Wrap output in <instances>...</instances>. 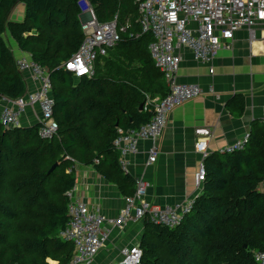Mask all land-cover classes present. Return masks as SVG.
I'll return each instance as SVG.
<instances>
[{
  "label": "trees",
  "instance_id": "16d2710c",
  "mask_svg": "<svg viewBox=\"0 0 264 264\" xmlns=\"http://www.w3.org/2000/svg\"><path fill=\"white\" fill-rule=\"evenodd\" d=\"M89 1L99 21L118 14L119 22L129 20L131 27L107 55L98 57L92 77L76 78L61 65L84 36L78 0H0V95L18 98L26 92L3 35L8 31L48 68L59 125L54 138L44 139L40 123L6 128L0 122V264H49V258L65 264L71 259L74 246L59 232L70 219L67 191L75 183V163H94L109 179L130 182L129 194L135 190L113 141L119 128L138 127L152 118L154 106L146 99L163 98L168 85L149 53L151 34L130 35L140 31L135 0ZM20 2L26 5L25 20H9ZM33 30L37 33L26 35ZM249 140L243 150L206 156L203 190L178 225L144 221L140 264H259L254 252L264 251V139Z\"/></svg>",
  "mask_w": 264,
  "mask_h": 264
},
{
  "label": "built area",
  "instance_id": "2783aa9c",
  "mask_svg": "<svg viewBox=\"0 0 264 264\" xmlns=\"http://www.w3.org/2000/svg\"><path fill=\"white\" fill-rule=\"evenodd\" d=\"M138 7L139 32H130L138 37L150 33L152 40L148 45L154 64L163 73L168 92L163 98L147 97L146 104L154 106L152 118L138 127L118 129L113 144L120 153L119 164L128 171V154L139 151L141 141L153 142L148 153V164L157 160V141L168 124L171 110L203 93L197 83H182L177 74L182 60V50L189 49L197 60L212 61L222 47L241 28H264V0H135ZM82 12L87 13L82 22L83 39L78 49L66 60L62 67L75 77H92L98 57L108 54V50L119 43L122 34L128 32L131 22H119L118 14L109 21H99L89 0H78ZM20 71L29 70L40 87L18 98L2 96L5 103L0 114V122L6 128L20 127V116L26 106L38 104L42 119L38 129L44 139H52L58 134L59 125L54 117V98L49 71L33 59H16ZM197 141L195 148L206 158L208 139L212 129L208 126L195 130ZM250 139L246 134L242 139L227 145L222 151L232 153L243 150ZM98 161V160H96ZM69 168L68 170H71ZM206 177L204 159L201 160L195 174V183L200 186ZM149 183L142 176L135 178L133 194L125 197V206L118 217L109 219L100 212L92 211L86 203L73 199V187L67 191L69 197V222L59 235L65 241L72 242L74 252L65 264H90L103 247L108 237L107 223L115 227H124L127 223L145 221L169 227L178 225L184 215L191 211L195 199L183 203L161 206L147 200ZM264 189V179L261 182ZM255 260L264 264V251L254 252ZM142 250L139 245H131L122 250L121 264H140Z\"/></svg>",
  "mask_w": 264,
  "mask_h": 264
},
{
  "label": "crops",
  "instance_id": "0c3cea01",
  "mask_svg": "<svg viewBox=\"0 0 264 264\" xmlns=\"http://www.w3.org/2000/svg\"><path fill=\"white\" fill-rule=\"evenodd\" d=\"M8 17L9 20L23 22L25 3L15 5ZM86 17L87 13L80 8V24ZM36 33L33 30L26 35ZM3 35L15 61L22 57L33 59L32 53L22 49L8 31ZM19 72L24 77L25 94L39 89L40 83L33 78L31 71ZM177 77L182 83L199 84L203 93L171 110L168 124L157 141L158 156L154 163L148 164V153L153 144L150 140L141 141L139 151L126 156L128 171L125 174L133 181L138 176L148 181L147 200L161 206L195 199L203 190L204 182L200 186L195 183V174L201 160L205 159L203 153L195 148L196 128L208 126L212 129L208 155L224 152L223 148L248 133L251 137L264 139V28L256 26L252 32L246 27L239 29L228 46L222 47L210 62L197 60L189 49H183ZM1 97L0 114L5 105ZM41 119L40 106L28 105L20 116V127L38 125ZM249 143L250 140L246 147ZM115 150L119 161L120 153ZM72 167L76 175L73 199L86 203L92 211L109 219L118 217L133 185L122 179L119 182L109 179L94 163L77 162ZM105 227L109 233L107 240L90 264H121L122 250L140 244L145 231L144 221L127 223L124 227L107 223ZM48 261L58 264L51 258Z\"/></svg>",
  "mask_w": 264,
  "mask_h": 264
},
{
  "label": "water",
  "instance_id": "95a60500",
  "mask_svg": "<svg viewBox=\"0 0 264 264\" xmlns=\"http://www.w3.org/2000/svg\"><path fill=\"white\" fill-rule=\"evenodd\" d=\"M66 71H67V70H66ZM67 72H69V71H67ZM140 108L142 109V105L140 106ZM56 165H57V164H55V165L50 169V171L53 170V169L55 168Z\"/></svg>",
  "mask_w": 264,
  "mask_h": 264
},
{
  "label": "rangeland",
  "instance_id": "374dc122",
  "mask_svg": "<svg viewBox=\"0 0 264 264\" xmlns=\"http://www.w3.org/2000/svg\"><path fill=\"white\" fill-rule=\"evenodd\" d=\"M49 262V261H48ZM49 264H50V262H49ZM52 264H55V262H52Z\"/></svg>",
  "mask_w": 264,
  "mask_h": 264
}]
</instances>
